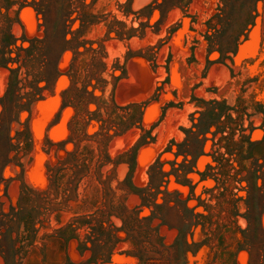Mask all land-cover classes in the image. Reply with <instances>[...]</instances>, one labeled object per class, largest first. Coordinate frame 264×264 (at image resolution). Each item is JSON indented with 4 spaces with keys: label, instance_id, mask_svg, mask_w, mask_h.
Returning <instances> with one entry per match:
<instances>
[{
    "label": "rangeland",
    "instance_id": "obj_1",
    "mask_svg": "<svg viewBox=\"0 0 264 264\" xmlns=\"http://www.w3.org/2000/svg\"><path fill=\"white\" fill-rule=\"evenodd\" d=\"M6 89L0 264H264V0H0Z\"/></svg>",
    "mask_w": 264,
    "mask_h": 264
},
{
    "label": "trees",
    "instance_id": "obj_2",
    "mask_svg": "<svg viewBox=\"0 0 264 264\" xmlns=\"http://www.w3.org/2000/svg\"><path fill=\"white\" fill-rule=\"evenodd\" d=\"M214 28V26H210L209 28ZM233 51V50H232ZM73 84H71L69 87H67L65 90L62 91V106L66 105L67 103H69V99L66 96V93L71 90ZM9 94L8 89L5 90V93L2 97H0V102L3 101V99H5V97ZM14 94V97H17L18 94ZM21 96H24L25 98V103L27 105H29L30 102H32L34 100V96L35 93H32L31 91H26L25 93H22ZM19 96V97H21ZM40 95H38L37 97H39ZM74 96V95H73ZM200 103L205 106L204 109L202 110H196L195 112L198 113V116L196 119H194L192 127H195V132H189L191 131V129H185L186 131V135L185 138L183 140L182 145H187V143H189V136L190 134H194L195 135V139L202 140L204 139V133L205 131L204 128H208L211 125L217 124L219 122V119L222 117V115H224V110L227 108L226 107V103L223 100L220 99H210V100H205V99H199ZM132 105H140L138 103L132 102L129 103L128 106H132ZM208 106V107H206ZM225 107V108H224ZM208 110V112H210L211 114V118L210 120L206 117H203V114L205 112V110ZM222 109V110H221ZM224 109V110H223ZM192 120L193 117L191 116ZM226 119H229L230 116L229 115H225ZM209 120V121H208ZM201 135L202 138H197V135ZM152 139V138H151ZM139 141L141 142V138L139 139ZM171 143L173 142L172 140L170 141ZM186 148V147H185ZM170 146H167V151H169ZM185 154L183 156L182 161H184L186 159L187 154L191 153V150L189 151V149H183L182 150ZM192 155V154H191ZM213 161L215 163H219L218 161V157L217 156H213ZM192 166L190 167V171H192ZM147 174L149 177V181L148 184L146 186L143 187H134L133 185H131L134 189H135V193L138 195V197L141 200V204H145L147 205L146 202H150V204L153 206V208L150 210V214H149V218H154L157 217L160 220V223L158 225L161 224H166L168 227H170V224L168 223L167 219H164L163 216L160 213V209H171V206L169 205V199L167 197V192L165 190H160L159 186L161 184V182H163V180L165 179V177L168 176L169 172H165L161 169V163L158 161V159H156L153 163L148 165L147 168ZM158 174L159 175V181L157 183H153L152 177L153 175ZM152 184H154V189L151 191L150 189L152 188ZM156 185V186H155ZM151 192V193H150ZM161 192L162 193V201L161 202H156V195L157 193ZM264 199V198H263Z\"/></svg>",
    "mask_w": 264,
    "mask_h": 264
}]
</instances>
